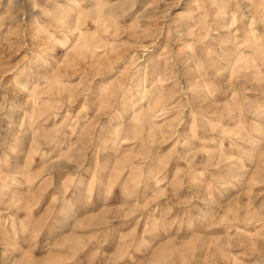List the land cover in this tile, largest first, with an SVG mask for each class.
Wrapping results in <instances>:
<instances>
[{
    "label": "rangeland",
    "instance_id": "374dc122",
    "mask_svg": "<svg viewBox=\"0 0 264 264\" xmlns=\"http://www.w3.org/2000/svg\"><path fill=\"white\" fill-rule=\"evenodd\" d=\"M210 249L264 264V0H0V264Z\"/></svg>",
    "mask_w": 264,
    "mask_h": 264
},
{
    "label": "bare ground",
    "instance_id": "6f19581e",
    "mask_svg": "<svg viewBox=\"0 0 264 264\" xmlns=\"http://www.w3.org/2000/svg\"><path fill=\"white\" fill-rule=\"evenodd\" d=\"M257 250V249H256ZM217 256H219V253L216 252V250L210 249L207 254V260L209 261V264H215L217 260Z\"/></svg>",
    "mask_w": 264,
    "mask_h": 264
}]
</instances>
